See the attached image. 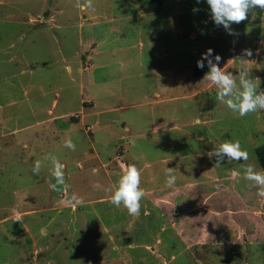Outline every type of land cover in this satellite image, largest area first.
Segmentation results:
<instances>
[{"label":"rangeland","instance_id":"374dc122","mask_svg":"<svg viewBox=\"0 0 264 264\" xmlns=\"http://www.w3.org/2000/svg\"><path fill=\"white\" fill-rule=\"evenodd\" d=\"M76 4L0 0V264H264V198L243 179L264 172V110L240 117L194 74L212 48L264 90V12L229 34L206 0ZM228 141L248 160L215 167ZM49 155L64 165L56 190ZM130 165L136 216L108 202Z\"/></svg>","mask_w":264,"mask_h":264},{"label":"clouds","instance_id":"9594fccd","mask_svg":"<svg viewBox=\"0 0 264 264\" xmlns=\"http://www.w3.org/2000/svg\"><path fill=\"white\" fill-rule=\"evenodd\" d=\"M196 2L200 3V0H196ZM206 3L209 6L210 18L213 23L217 27L223 26L229 34H235L231 25L244 22L249 18V13H251L252 18H255L256 9L264 12V0H206ZM76 6L91 8L92 0H84L83 5H81V0H77ZM197 11L199 9L193 8V12ZM252 54L250 49L243 50L244 56L251 57ZM243 60V58L239 59L241 66L236 68L238 75L222 71L219 66L221 57L215 54L212 48H208L197 60V67L200 69L205 67L206 62L208 71L204 74L203 79L210 81L219 90L218 101L226 104L232 112L237 113L240 117L264 110V90H258L259 84H255L251 76L252 69L243 66ZM236 77L239 80L238 84ZM65 147L75 151L76 146L71 140H66ZM208 156L209 158L213 156L216 158L215 167H219L225 159L238 162L248 160V153L241 149L239 141L216 144ZM44 160L50 162L51 174L56 180V184L52 185L53 190H56L58 186L65 185L64 165L55 156H46ZM42 167H44V161L37 160L32 168L33 173L38 175ZM165 175L169 177L168 186L174 185L176 177L171 168L168 167ZM240 175L239 171L231 172L233 177H240ZM243 179L250 181L251 186L258 189L257 195L264 198V172L257 171L252 165H246L243 168ZM140 182L141 173L139 169L134 165L127 166L123 169L118 181L108 189L111 194L108 202L116 207L123 205L129 215H138L141 207L140 201L145 196V192L140 187ZM93 187L99 190L101 186L95 184ZM15 221H20V218H16Z\"/></svg>","mask_w":264,"mask_h":264},{"label":"trees","instance_id":"16d2710c","mask_svg":"<svg viewBox=\"0 0 264 264\" xmlns=\"http://www.w3.org/2000/svg\"><path fill=\"white\" fill-rule=\"evenodd\" d=\"M208 71L207 64L205 62V67L203 69H200L197 67V64L194 66V74L196 76L202 75ZM257 155L260 160V163L262 167L264 168V147L257 148Z\"/></svg>","mask_w":264,"mask_h":264}]
</instances>
